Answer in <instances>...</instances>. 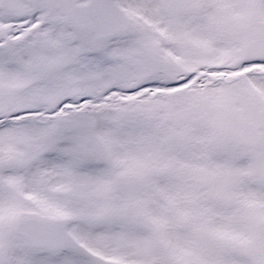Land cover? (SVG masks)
Masks as SVG:
<instances>
[{"label": "snow or ice", "instance_id": "6c2138e0", "mask_svg": "<svg viewBox=\"0 0 264 264\" xmlns=\"http://www.w3.org/2000/svg\"><path fill=\"white\" fill-rule=\"evenodd\" d=\"M0 264H264V0H0Z\"/></svg>", "mask_w": 264, "mask_h": 264}]
</instances>
